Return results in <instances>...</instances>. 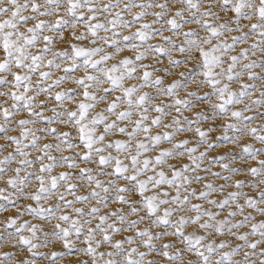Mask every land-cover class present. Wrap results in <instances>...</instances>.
I'll use <instances>...</instances> for the list:
<instances>
[{"label":"snow or ice","instance_id":"obj_1","mask_svg":"<svg viewBox=\"0 0 264 264\" xmlns=\"http://www.w3.org/2000/svg\"><path fill=\"white\" fill-rule=\"evenodd\" d=\"M0 264H264V0H0Z\"/></svg>","mask_w":264,"mask_h":264}]
</instances>
